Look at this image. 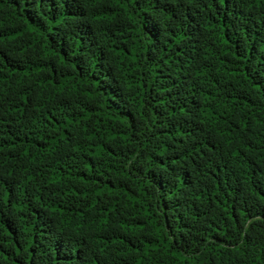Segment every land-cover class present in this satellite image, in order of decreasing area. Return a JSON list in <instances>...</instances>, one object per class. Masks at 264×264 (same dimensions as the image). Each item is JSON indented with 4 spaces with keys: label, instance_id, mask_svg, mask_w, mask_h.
I'll return each mask as SVG.
<instances>
[{
    "label": "trees",
    "instance_id": "16d2710c",
    "mask_svg": "<svg viewBox=\"0 0 264 264\" xmlns=\"http://www.w3.org/2000/svg\"><path fill=\"white\" fill-rule=\"evenodd\" d=\"M0 264H264V0H0Z\"/></svg>",
    "mask_w": 264,
    "mask_h": 264
}]
</instances>
